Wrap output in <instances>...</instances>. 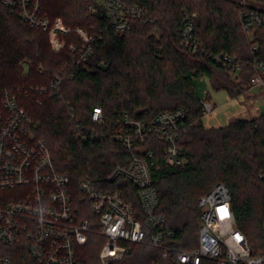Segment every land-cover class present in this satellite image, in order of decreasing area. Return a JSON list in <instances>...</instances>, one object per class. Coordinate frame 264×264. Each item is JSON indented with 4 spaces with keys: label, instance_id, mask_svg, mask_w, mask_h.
<instances>
[{
    "label": "trees",
    "instance_id": "16d2710c",
    "mask_svg": "<svg viewBox=\"0 0 264 264\" xmlns=\"http://www.w3.org/2000/svg\"><path fill=\"white\" fill-rule=\"evenodd\" d=\"M135 1L154 23L134 21L130 30L117 33L100 14L90 11L92 4L97 6L95 0H45L44 10L51 18L61 17L70 27L101 34L90 59L78 65L69 48L55 53L47 33L24 24L20 14L0 0V91L21 93V107L36 122L34 133L47 140L56 168L70 176L72 197L82 218H89L90 212L79 182L86 176L94 183L104 180L117 165L127 167L131 154L107 136L85 142L74 124H81L85 131L96 128L91 120L96 106L102 108L109 133L126 115L149 123L162 112L186 108L188 130L179 140L187 161L184 165H169L164 145L153 138L149 141L154 152L157 212L166 219L162 230L174 234L165 243L195 249L198 201L217 184H225L238 227L255 252H264V186L258 180L264 170V114L206 128L202 100L194 86L197 78L208 77L215 91H226L232 99L252 88L251 80L258 74L255 64H264V22L248 34L240 12L254 10L264 15V0H251L246 7L236 0ZM185 10L197 14L196 53L181 46ZM67 41L81 47L74 35ZM219 57L234 59L240 70L228 68L223 58L217 62ZM57 75L62 82L55 91L37 90L49 89ZM109 188L119 189L142 217L131 182L120 178ZM105 242L99 234H91L79 249L80 264H102ZM0 251L12 264H38L25 245H1ZM163 255L161 249L132 245L113 264H173L171 256L164 259Z\"/></svg>",
    "mask_w": 264,
    "mask_h": 264
},
{
    "label": "built area",
    "instance_id": "2783aa9c",
    "mask_svg": "<svg viewBox=\"0 0 264 264\" xmlns=\"http://www.w3.org/2000/svg\"><path fill=\"white\" fill-rule=\"evenodd\" d=\"M1 1L16 10L24 24L47 33L55 53L69 48L75 64L90 59L94 46L102 40L100 33L93 35L87 29L66 25L61 17L51 18L44 10L45 0ZM236 1L243 7L251 4V0ZM95 2L97 6L92 4L90 11L100 14L117 33L130 30L134 21L154 23L135 0ZM183 15L181 46L196 53L197 14L185 10ZM240 16L248 34L264 22V15L254 10H242ZM71 35L80 39L81 47L74 41L68 43ZM221 58L228 68L240 70L234 59L219 57L216 61L222 62ZM107 64L102 62L103 66ZM255 69L258 74L252 78L251 86L259 87L264 98L263 62H256ZM61 82L62 77L57 75L49 89L37 90L55 91ZM19 94L0 91V246L25 245L38 264H80L79 249L88 243L91 234H99L106 241L100 253L102 264L122 260L132 245L161 249L164 259L171 256L173 264H264V252H255L237 225L231 192L225 184H217L198 201L200 225L195 249L184 250L165 243L164 239H172L174 234L162 230L166 219L157 212L159 198L152 177L154 152L149 141L153 138L164 145L169 165H184L187 161L181 155L179 140L188 130L186 108L162 112L149 123L126 115L109 133L105 131L102 108L96 106L91 115L96 128L85 131L81 124H74L75 132L85 142L107 136L131 154L127 167L117 165L104 180L94 183L86 176L79 182L90 212L89 218H82L72 197L70 176L56 168L47 140L34 133L36 122L21 107ZM201 103L204 115L213 111L207 100ZM120 178L134 185L142 217L119 189L109 188L111 182ZM258 180L264 186V170ZM0 264H12L1 251Z\"/></svg>",
    "mask_w": 264,
    "mask_h": 264
},
{
    "label": "rangeland",
    "instance_id": "374dc122",
    "mask_svg": "<svg viewBox=\"0 0 264 264\" xmlns=\"http://www.w3.org/2000/svg\"><path fill=\"white\" fill-rule=\"evenodd\" d=\"M194 86L197 97L200 100H207L213 106V111L203 117L206 128L224 127L233 118L250 119L264 114V98L261 97L259 87L251 88L245 96L232 99L226 91H215L208 77L197 78ZM13 194L19 195L16 192Z\"/></svg>",
    "mask_w": 264,
    "mask_h": 264
}]
</instances>
